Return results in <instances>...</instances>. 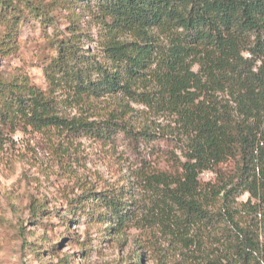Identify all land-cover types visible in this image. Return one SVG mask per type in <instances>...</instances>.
<instances>
[{
  "label": "trees",
  "instance_id": "1",
  "mask_svg": "<svg viewBox=\"0 0 264 264\" xmlns=\"http://www.w3.org/2000/svg\"><path fill=\"white\" fill-rule=\"evenodd\" d=\"M53 1L96 13L104 55H84L72 27L53 42L45 89L25 74L0 73V145L27 128L109 144L152 135L129 123L134 103L171 116L185 147L169 172L138 173L151 208L140 207L126 184L87 190L67 215L32 200L30 219L84 214L109 234L150 222L176 235L178 264H264V0ZM51 4L0 0V60L16 52L23 24L52 26ZM107 99L117 100L99 122L63 114L67 104L96 112ZM203 172L214 179L201 181Z\"/></svg>",
  "mask_w": 264,
  "mask_h": 264
},
{
  "label": "rangeland",
  "instance_id": "2",
  "mask_svg": "<svg viewBox=\"0 0 264 264\" xmlns=\"http://www.w3.org/2000/svg\"><path fill=\"white\" fill-rule=\"evenodd\" d=\"M41 1L52 3L48 10L52 26L42 27L35 21L20 26L16 52L0 60V73L4 77L25 74L45 89L44 66L56 56L53 42L69 37L72 27L82 33L79 46L84 55L101 60L104 52L103 32L94 11L80 2L65 8L53 0ZM116 100L97 103L96 112L67 104L63 114L99 122L98 113ZM129 106L133 129H146L152 135L141 139L134 135V140L120 135L111 144L31 128L6 136L0 145V264L181 263L183 247L176 235L157 226L147 228L150 222L109 234L105 225L90 224L84 214L65 220L30 219L32 200L50 214L67 215L68 203L87 190L101 192L126 184L140 207L151 208L138 173L169 172L172 158H179L185 145L176 135L171 116L154 113L142 104ZM232 166L230 162L223 169L229 172ZM246 199L244 195L239 200ZM149 218L153 223L154 217Z\"/></svg>",
  "mask_w": 264,
  "mask_h": 264
},
{
  "label": "built area",
  "instance_id": "3",
  "mask_svg": "<svg viewBox=\"0 0 264 264\" xmlns=\"http://www.w3.org/2000/svg\"><path fill=\"white\" fill-rule=\"evenodd\" d=\"M211 175H212V174L209 173V172H203V173L200 174L201 177H207V178H208L209 176H211Z\"/></svg>",
  "mask_w": 264,
  "mask_h": 264
}]
</instances>
